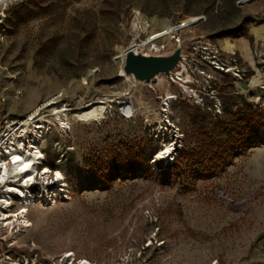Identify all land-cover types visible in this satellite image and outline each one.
<instances>
[{
    "label": "rangeland",
    "instance_id": "1",
    "mask_svg": "<svg viewBox=\"0 0 264 264\" xmlns=\"http://www.w3.org/2000/svg\"><path fill=\"white\" fill-rule=\"evenodd\" d=\"M238 1L12 6L0 34V110L24 120L62 96L34 125L48 128L45 186L66 191L35 197L27 233L0 225V264H264V3ZM192 18L201 21L141 48L169 54L189 43L186 84L162 77L148 88L122 75L123 52ZM105 98L96 121L62 117L63 126L51 115ZM167 119L175 130L163 134ZM176 143V161L160 163Z\"/></svg>",
    "mask_w": 264,
    "mask_h": 264
},
{
    "label": "bare ground",
    "instance_id": "2",
    "mask_svg": "<svg viewBox=\"0 0 264 264\" xmlns=\"http://www.w3.org/2000/svg\"><path fill=\"white\" fill-rule=\"evenodd\" d=\"M254 1L255 0H253L250 3H253ZM197 20L199 19L192 18L181 24L186 26L188 22L197 21ZM174 29L175 27H169L161 32L155 33L153 37H150L148 40L143 41L142 44H133L130 48H133L134 51H137L145 46L156 44L157 42L163 39L171 38L173 37V35L178 34L179 32L187 28L178 29V30H174ZM235 48H237L244 55L245 50L240 45L236 44L234 47L231 46L229 49L232 50ZM124 53L125 52H123L121 56L122 61L124 60ZM122 75H125L123 71H122ZM125 76L128 77V75ZM177 76L178 78L174 77L175 82L177 83L180 82L182 84L184 83L186 84L188 82L185 71L181 72ZM162 79L163 78L161 77L158 79V81H161ZM164 80L166 83L170 79L166 78ZM83 83L87 84L86 79L83 80ZM61 97L62 96L57 95L51 98L43 106L34 109L29 114L27 118L29 117L30 118L25 122L24 126L20 130H18V132L12 135L13 137L11 138L8 147H6L7 149L6 160H10V161L5 162L3 159H0V190H2L3 194L14 193L18 196V198H22V203L20 205L21 207L16 211L11 210L13 208V204L10 199L5 197V200L2 201L3 203H0V212L6 218L5 219L6 223L4 224V227L12 231L18 228V229H23V232L27 233L29 231V228L31 227V224L28 221L27 216L29 214V208L31 205L35 203L36 198L33 196L32 192H30L29 190H23V188L21 187L27 186L29 182H32V185H34V181L37 180V176L39 174L37 168H40V166H36V165L38 164V160L41 155V150L44 145L41 138L42 133L40 132L43 129V127H41V124H39V126L34 125L35 120L41 116L43 110L55 106L60 101ZM170 100H173V97L171 96V94H168L167 102H169ZM109 102H111V100L105 98L103 100H99L85 107H82L78 112L77 110H72L67 106H63L60 109H56L55 113L53 112V114L51 115L52 116L54 115L60 121L62 117H65L69 120L70 118H73L78 122L88 123L103 118L107 111V103ZM124 109L127 114H133L134 110L132 105H127ZM61 123L63 126L65 125V122L63 120L61 121ZM33 129L36 131H34ZM171 151L172 148L167 147L165 149V152L161 153L160 157H163L164 155L166 156L169 155ZM16 157H19V159H16ZM25 165H27L26 168ZM20 169H23V171H21ZM42 170H44L41 173V176H43L44 178L43 185L44 186L50 185L49 174H52V171L50 170V168L46 167L45 165L42 167ZM57 173H59V176H57ZM54 178H56V180L54 179V181H58L57 183H59V181L63 179V174L59 170H56L54 171ZM23 179H26L27 181L26 184L18 185V183H21L23 181ZM39 185H42V183ZM46 187L47 186H45V191H44L45 193L43 192L41 198L51 202L53 201L54 198H56L58 193L61 194L66 191V186L64 185L58 187L57 193L49 191ZM3 204H5L4 207H2ZM80 264H90V263L84 260L81 261Z\"/></svg>",
    "mask_w": 264,
    "mask_h": 264
},
{
    "label": "built area",
    "instance_id": "3",
    "mask_svg": "<svg viewBox=\"0 0 264 264\" xmlns=\"http://www.w3.org/2000/svg\"><path fill=\"white\" fill-rule=\"evenodd\" d=\"M17 1L18 0H0V34L2 32H4V28H5L4 26H5V23H6L7 19H8L9 11L11 10L12 6ZM252 1L253 0H248V1L239 0L238 1V6L239 7L245 6V5L249 4ZM257 1H260V0H255L254 2H257ZM262 1L264 3V0H262ZM139 50H141V48ZM147 54H149V53H147ZM189 59H190V54L186 53L185 62H184V64L181 65V67L178 70L174 71L173 77L171 78L172 81L175 82L174 77L178 78L177 75L180 74L181 72H183V69L185 67L190 66L189 65ZM203 60H204L205 63H207V59H206L205 56H203ZM219 69L222 70V71L224 70V72H226L227 71L226 69H228V68L225 69L224 65H221V66L219 65ZM228 73H229V71H228ZM174 99H175V97H174ZM29 118H26L24 120H15L9 114L4 113V112H2V110H0V159H3L5 162H9L10 161V160H6L7 159V155H6L7 149H6V147H8V144L10 143V140L13 137L12 135L15 134L16 132H18V130H20L24 126L25 122ZM167 121H169V120L167 119ZM169 125H170V122H168L167 124L165 123V127L164 128L165 129H169ZM46 131H48V128L46 129V125H44V127L42 129V137H41L42 139H44L43 134ZM45 162H46V156H45L44 150L42 148L41 155H40V158L38 160V164L36 165V166H40V168H37L38 171H39L38 172L39 174L37 176V180L34 181V185H32V182H29L27 186L21 187V188H23V190H29L30 192H32L34 197L41 198V196L43 195V190H41V188H43V186H41L39 184H41L43 182V179L41 178V173L44 171V170H42V167L45 165ZM26 182H27L26 179H23V181L21 183H18V185L26 184ZM35 190H38V193ZM5 197L12 201L13 208L17 204L21 205V203H22V198H18V196L16 194H14V193L13 194H9V193L3 194L0 197V201H1L0 203H3L2 201L5 200ZM4 206H5V204H3L2 207H4ZM5 219L6 218L0 212V225L2 227H4V224L6 223ZM6 238L7 237H5L4 239H6ZM1 241H5V240H1Z\"/></svg>",
    "mask_w": 264,
    "mask_h": 264
},
{
    "label": "water",
    "instance_id": "4",
    "mask_svg": "<svg viewBox=\"0 0 264 264\" xmlns=\"http://www.w3.org/2000/svg\"><path fill=\"white\" fill-rule=\"evenodd\" d=\"M201 20L190 21L186 26L178 24L174 30L188 28ZM189 43L177 41L175 49L169 54H147L141 50L134 51L128 48L124 53L122 71L130 76L137 86L152 88L160 77L171 80L174 71L178 70L185 62Z\"/></svg>",
    "mask_w": 264,
    "mask_h": 264
},
{
    "label": "snow or ice",
    "instance_id": "5",
    "mask_svg": "<svg viewBox=\"0 0 264 264\" xmlns=\"http://www.w3.org/2000/svg\"><path fill=\"white\" fill-rule=\"evenodd\" d=\"M16 159H19V157H16ZM27 167V165H25V168ZM21 171H23V169H20ZM57 176H59V173H57Z\"/></svg>",
    "mask_w": 264,
    "mask_h": 264
},
{
    "label": "trees",
    "instance_id": "6",
    "mask_svg": "<svg viewBox=\"0 0 264 264\" xmlns=\"http://www.w3.org/2000/svg\"><path fill=\"white\" fill-rule=\"evenodd\" d=\"M181 152H184V148H182ZM175 161H176V159H175ZM161 169H163V168H160V170H161Z\"/></svg>",
    "mask_w": 264,
    "mask_h": 264
}]
</instances>
